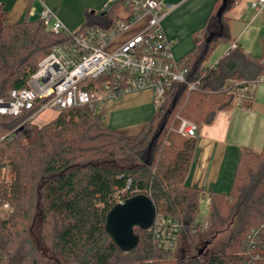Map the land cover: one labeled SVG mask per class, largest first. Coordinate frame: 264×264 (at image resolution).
<instances>
[{"label": "trees", "instance_id": "obj_1", "mask_svg": "<svg viewBox=\"0 0 264 264\" xmlns=\"http://www.w3.org/2000/svg\"><path fill=\"white\" fill-rule=\"evenodd\" d=\"M222 3L214 1L200 41L185 55L188 79L197 81L196 88L187 92L185 85L174 83L136 135L108 126L88 106L55 110L41 126L28 119L37 104L16 116L0 115V204L13 207L1 231L24 232L37 210L42 220L47 215L53 219V245L74 264H199L178 257L176 248H158L149 229L134 227L139 240L128 252L113 243L104 228L108 211L118 201L145 194L155 205V217L177 219L180 234L192 245L220 225L233 226L203 264H240L246 234L264 223V145L241 150L229 191L206 190L185 184L197 138L176 131L180 118L192 121L197 130L211 124L218 111L233 107L232 90L244 85L240 82L264 73V54L260 60L251 56L231 37L226 15L238 0H227L217 15ZM117 8L89 13L78 31L113 24ZM5 16L0 4V97L26 86L38 62L71 40L37 16L12 24ZM220 41L236 47L205 65ZM204 194L209 205L201 224L197 215Z\"/></svg>", "mask_w": 264, "mask_h": 264}, {"label": "built area", "instance_id": "obj_2", "mask_svg": "<svg viewBox=\"0 0 264 264\" xmlns=\"http://www.w3.org/2000/svg\"><path fill=\"white\" fill-rule=\"evenodd\" d=\"M40 8L31 7L54 32H64L71 40L53 48L37 65L26 86L14 88L7 97H0V115H19L24 110L37 109L28 119H34L46 109L60 110L88 106L106 99H117L131 91L150 88L156 107L165 99L174 83L196 88L197 81L188 79L187 58L176 59L161 21L168 10L164 0H105L100 12L118 5V19L111 25L85 27L71 32L43 0ZM251 15L248 25L264 13V0H248ZM236 47L233 42L224 54ZM100 81L89 84L88 82ZM264 83V73L251 82L232 90L234 99L247 104L256 86ZM86 85V86H85ZM176 131L187 137L197 135V126L185 118L179 119ZM7 207V204H4ZM158 248L171 251L176 247L181 224L172 217H155L148 228ZM240 264H264V223L250 229L242 246Z\"/></svg>", "mask_w": 264, "mask_h": 264}, {"label": "rangeland", "instance_id": "obj_3", "mask_svg": "<svg viewBox=\"0 0 264 264\" xmlns=\"http://www.w3.org/2000/svg\"><path fill=\"white\" fill-rule=\"evenodd\" d=\"M61 5L62 15L57 14L61 22L71 32H77L82 26L87 24V15L94 13L98 15L101 11V7L95 5L96 0H55ZM168 3H174V0H165ZM215 0H187L184 5L176 10H172L162 19V27L169 40L174 39L171 50L174 56L179 59L193 48V46L200 41L201 28L206 22L210 13L211 7ZM240 4L239 9L232 12L233 8L229 11L226 22L231 25V37L237 38V42L240 46L251 56L259 59L264 54V13L256 17L247 27V19L249 15V4L247 0H238ZM236 4V5H238ZM95 5V6H94ZM236 5L234 7H236ZM167 7H163L164 11ZM32 18V17H31ZM34 18V17H33ZM232 22V23H231ZM245 27L242 33V28ZM228 42L220 41L213 51L208 55L205 65H211L226 49ZM137 94V98H150V105L139 112L140 114L150 115L156 110V104L153 100V90L150 88L134 90L130 92V95ZM128 95L121 97V101L126 99ZM235 109H242L240 107V101L233 99ZM250 102H248L249 104ZM247 114L242 115L239 113V118H242L244 123L245 134H256V142L254 149H259V143L264 135V83H260L256 86L255 98L252 105L245 106ZM136 112L139 111V106H134ZM117 110L112 111V117L120 126H114L113 128L126 131V135L134 136L139 131L141 124L133 129H130L127 123L120 121V116L116 115ZM57 112L53 109H46L36 116L32 121L41 126L47 123ZM139 115V114H138ZM240 121V119H239ZM250 123L251 125H247ZM19 127V125L17 126ZM112 127V126H111ZM229 160V159H228ZM237 161L232 164L230 160L226 163V168L223 166L220 175L214 181H210L209 185L212 189L227 192L231 188L234 171L237 165ZM203 177V178H202ZM205 172L200 176H191L189 183L197 186L206 185L204 178ZM203 181V182H202ZM208 185V184H207ZM7 204V207L4 206ZM209 199L207 196H203L199 203V213L197 220L203 224L206 221L208 214ZM34 210L32 212V219L29 221L27 230L24 232H16L13 229L1 231V223L4 220L10 218L13 213V207L8 202L0 204V264H74L70 260L62 256L53 245V219L50 216H46L43 220L41 213ZM21 229V228H20ZM233 226L220 225L210 232L203 234L198 244H190L181 233L178 237L176 244V250L178 257L183 256L185 258L192 257L196 259L199 264L205 263L209 256L220 248L222 242L227 240ZM9 232H11L9 234ZM209 241L208 245L198 253V250L202 247L205 241Z\"/></svg>", "mask_w": 264, "mask_h": 264}, {"label": "crops", "instance_id": "obj_4", "mask_svg": "<svg viewBox=\"0 0 264 264\" xmlns=\"http://www.w3.org/2000/svg\"><path fill=\"white\" fill-rule=\"evenodd\" d=\"M43 1L45 5L50 10L53 11L54 14L56 13L59 15L63 14L61 13V5L58 4L57 1L55 0H43ZM186 1L187 0H174V3H168L164 0V8L167 7L166 10H168L167 13L164 15V17L169 12H171L173 9L176 10L182 5H184ZM104 2L105 0H96L95 5L102 7ZM0 4L3 6V9L6 11L5 22L10 23V24L22 22L28 17L29 18L36 17V15L30 16L28 14V11L31 7H34L35 10H39L40 8L38 2L36 1L29 2L27 0H0ZM248 4H249V1H248ZM239 6L240 4L236 5V7L233 8L232 12L235 10H238ZM249 15H251L250 4H249ZM62 19L64 20L63 15H62ZM247 22H248V19H247ZM247 26H248V23L245 25V27ZM245 27L242 28L240 33L244 31ZM229 29H230V34H232L231 25H229ZM172 40H173L172 42L173 44L174 39ZM236 41H237V38H236ZM229 45L230 44L228 43L224 52L227 50ZM223 54L224 53H222L219 57H221ZM262 57L259 58V60L262 59ZM182 58H185V56L179 59H182ZM217 59L209 66H212L217 61ZM255 90L252 94V99L249 104L240 102V105H241L240 107H242V109L240 108L237 110L232 107L229 110L218 111L211 124H204L199 127V129L197 130V135H196V138H197L196 147L194 150V154L192 157V161L190 164L188 174L185 178L186 185H189L192 187H202L206 190H214L209 185V182L217 179L221 171L223 174V166L226 168V163L229 160L232 164H234L236 160H238L241 150L244 148L255 150L254 146H255V142L257 138L256 134L255 135H252L250 133L245 134L244 133V129H245L244 123L248 120L245 119V121H242V118H239L240 117L239 113H242V115H245L249 112L247 111L245 106L252 105L254 98H255ZM126 95H128V97L126 99H123L122 101L120 100L122 97L121 96L117 99H110V100L106 99V100L99 102L98 104H96L94 108V113L100 116L101 120L108 126L110 127L112 126V128L114 126L118 127L122 124V123L119 124L118 122H116L115 119L112 117L113 110H117L116 115L120 116L119 117L120 121L121 122L125 121L130 129H133L139 126L140 124L142 125L144 122H146L150 118L151 115L147 117L148 116L147 114L142 115L139 112H141V110L145 109L147 106L150 105L151 99L150 98H145V99L137 98L139 97L137 96V94L130 95V92L125 94V96ZM134 106H139V109H137L139 111L136 114L134 113L136 111L134 109H131V108H134ZM247 125L249 126L251 124L247 123L246 126ZM123 132L126 133V131H123ZM260 138L261 140L259 143L260 144L259 149L260 147L264 145V135L263 137H260ZM203 172H205L204 181L206 185L197 186V185H193L188 182L191 176H200ZM214 191H218V190H214ZM203 196H207V195L204 194Z\"/></svg>", "mask_w": 264, "mask_h": 264}, {"label": "water", "instance_id": "obj_5", "mask_svg": "<svg viewBox=\"0 0 264 264\" xmlns=\"http://www.w3.org/2000/svg\"><path fill=\"white\" fill-rule=\"evenodd\" d=\"M227 0H223L217 15L226 7ZM156 215L153 201L145 194H134L129 198L118 201L107 213L105 218V231L113 243L123 252L133 249L139 240L134 227L148 229ZM209 241H205L198 250L200 253Z\"/></svg>", "mask_w": 264, "mask_h": 264}]
</instances>
